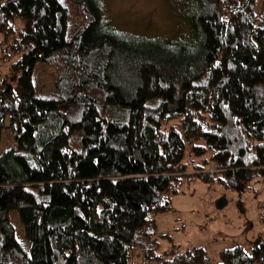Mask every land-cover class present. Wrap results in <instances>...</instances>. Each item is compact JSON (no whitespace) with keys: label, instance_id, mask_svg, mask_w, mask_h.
Returning <instances> with one entry per match:
<instances>
[{"label":"trees","instance_id":"1","mask_svg":"<svg viewBox=\"0 0 264 264\" xmlns=\"http://www.w3.org/2000/svg\"><path fill=\"white\" fill-rule=\"evenodd\" d=\"M98 2L0 0V264H211L160 256L155 216L190 177L264 182V0H195L178 39L122 35ZM217 264H264V237Z\"/></svg>","mask_w":264,"mask_h":264},{"label":"rangeland","instance_id":"2","mask_svg":"<svg viewBox=\"0 0 264 264\" xmlns=\"http://www.w3.org/2000/svg\"><path fill=\"white\" fill-rule=\"evenodd\" d=\"M98 9L101 19L122 35L178 39L191 31L197 7L195 0H99ZM2 48L0 34V74L5 75L9 63L2 60ZM33 79L43 93L54 92L53 74L45 65L35 67ZM12 145L13 137L4 135L1 150ZM178 192L169 195L170 209L155 216L163 258L203 248L211 264H217L222 251L241 247L248 253L263 239L264 182L226 189L216 181L190 177ZM130 264H142L138 250L131 252Z\"/></svg>","mask_w":264,"mask_h":264}]
</instances>
